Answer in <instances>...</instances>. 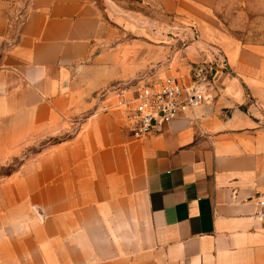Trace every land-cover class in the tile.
<instances>
[{"label":"crops","instance_id":"crops-1","mask_svg":"<svg viewBox=\"0 0 264 264\" xmlns=\"http://www.w3.org/2000/svg\"><path fill=\"white\" fill-rule=\"evenodd\" d=\"M217 2L141 0L195 29L191 61L212 47L227 68L210 99L134 137L97 93L148 73L190 85L189 68L146 71L107 4L0 0V164L51 140L0 178V264H264V43L237 39Z\"/></svg>","mask_w":264,"mask_h":264},{"label":"rangeland","instance_id":"rangeland-1","mask_svg":"<svg viewBox=\"0 0 264 264\" xmlns=\"http://www.w3.org/2000/svg\"><path fill=\"white\" fill-rule=\"evenodd\" d=\"M93 1L100 10L102 18H105L104 4L108 5L111 14L115 10L116 14L123 17L120 27L122 42L128 45L133 39L136 41L139 51V64H149L145 70L151 69L155 72L160 69L162 72V67L165 64H174L173 68L177 72L183 73L184 67L187 66L191 73L197 69L201 70L200 74L205 76L202 78L206 82L210 78L211 70L215 69L209 61H214L217 64L224 62L218 60L217 54H221L212 47H200L197 49L198 60L191 61L186 49L193 45L196 40L195 29L189 24L176 22L173 18L157 17V14L143 5L141 0ZM215 13L224 26L240 41L264 43V0H246L242 4L232 3V0H218ZM18 21L19 18L14 19L8 14V28L12 35ZM147 58H149L148 63L145 62ZM143 73L140 71V75ZM147 75L152 76L153 73ZM168 75L163 74L160 78ZM153 76H155L154 79H159L156 75ZM142 77L143 75L140 78ZM139 80L132 82V84H138ZM55 139L52 141H56ZM50 141L47 139L37 140L26 148L16 150V154L12 155L5 163L0 164V178L15 171L25 159L34 156L43 145Z\"/></svg>","mask_w":264,"mask_h":264},{"label":"built area","instance_id":"built-area-1","mask_svg":"<svg viewBox=\"0 0 264 264\" xmlns=\"http://www.w3.org/2000/svg\"><path fill=\"white\" fill-rule=\"evenodd\" d=\"M217 56L220 62L224 61L221 55ZM200 73L201 70H195V80L190 85L170 75L155 80L145 75L138 84L111 86L100 90L96 97L103 111L116 112L134 137H142L173 120L179 112L210 99L202 85L205 76ZM254 217L264 227L263 198L257 199Z\"/></svg>","mask_w":264,"mask_h":264},{"label":"trees","instance_id":"trees-1","mask_svg":"<svg viewBox=\"0 0 264 264\" xmlns=\"http://www.w3.org/2000/svg\"><path fill=\"white\" fill-rule=\"evenodd\" d=\"M209 63L211 64V66L217 70H222L225 71L227 66L225 65V63L223 62L222 64H217L214 61H209ZM218 66V67H217Z\"/></svg>","mask_w":264,"mask_h":264}]
</instances>
